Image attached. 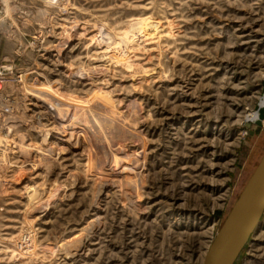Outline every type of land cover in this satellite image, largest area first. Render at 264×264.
Wrapping results in <instances>:
<instances>
[{
  "label": "rangeland",
  "instance_id": "rangeland-1",
  "mask_svg": "<svg viewBox=\"0 0 264 264\" xmlns=\"http://www.w3.org/2000/svg\"><path fill=\"white\" fill-rule=\"evenodd\" d=\"M75 21L115 42L87 52L74 39L60 64L55 46ZM36 69L72 97L91 83L114 92L119 114L138 105L122 120L132 130L124 146L144 165L138 186L126 172L96 204L97 158L83 144L53 174L20 169L21 153L0 150L10 163L0 167V264H202L264 155V126L246 120L264 96V0H0V119L10 107L24 119L14 132L37 161L42 139L27 124L51 125V115L28 106L18 83ZM138 187L141 196L129 194ZM49 190L53 205L34 223L31 209ZM96 216L101 226L83 230ZM21 237L36 243L32 252L13 245ZM234 264H264V215Z\"/></svg>",
  "mask_w": 264,
  "mask_h": 264
},
{
  "label": "bare ground",
  "instance_id": "bare-ground-1",
  "mask_svg": "<svg viewBox=\"0 0 264 264\" xmlns=\"http://www.w3.org/2000/svg\"><path fill=\"white\" fill-rule=\"evenodd\" d=\"M74 23L75 24L72 25L66 33L65 40L61 41L55 46L54 58L56 62L60 64H62L61 62L63 61L66 50L72 46L74 39H86L88 41V44L86 46L87 52H89V49L92 48L91 46H94L95 44L100 46H102V44H105V46H107L106 44L115 42L113 41L109 33L102 27L93 29L92 26L87 27L81 26V24H77L78 21H75ZM119 44L120 46H124V43L119 42ZM83 65H88L87 61H83ZM64 66L69 69L68 64H65ZM83 73H85V75L87 76L90 75V72L86 69V67ZM30 75H32L33 78L32 82H30L32 80ZM18 80L20 91L22 92L24 99L29 102L28 106H36V108H39L40 111H44L48 113V115L50 114L52 120L51 125L42 124L37 126L34 123L27 124V127L29 128L28 130L34 131L42 139V142L39 145L40 147L38 149V153L40 154V157L42 156L43 158H39V160L36 161L34 160L33 156V153L35 152V146L33 145V143L30 142L29 139H27L24 135L20 136L22 134H18L19 136H16V132H14L21 127L22 123H24V119L20 118V116H18L19 114L17 115L16 111L12 110V107H10V110L6 111L8 113L5 112V114L0 119V150L3 153L8 150H11L12 153H21L19 156V159H21V166L19 165L20 169L24 168L26 165H33L34 168L40 166L42 168H45L46 173L50 172L51 174H53V163H56V161L65 158L64 154L68 149L72 147H78L83 144L88 149V151L91 152L92 156H96L95 158H97L96 166L99 171L101 188L99 189L98 195L95 197L96 204L99 203L104 193L108 190L106 184L109 181L111 183L112 180H119L120 177L122 178V175H124V173L126 172L130 175L129 179L133 180L136 185L138 184L137 174L144 165L143 160L145 156L143 155V153H127L124 146V140L127 138L128 133L132 130H129V128L125 129L123 127L122 121L127 114L132 117V112L134 111V109L139 110L137 109L138 105L136 106V104L133 103V107L129 108L127 113L119 114L117 110L119 108V105H116L112 98L114 92H107V90L101 88L100 85H93V83H91L92 91L86 94L85 97L69 96L63 91V87L60 86L61 84L59 81H52L45 72L39 69H36L30 73L28 71L23 72L19 75ZM3 83L4 80L2 82L0 81V90L3 86ZM259 104L264 106V96L261 97ZM29 110L30 108L28 109V111ZM257 118L258 112L255 110L246 115V120L248 121L255 122ZM38 123L40 124V121ZM3 131H6V134H4ZM10 136H13V138L11 139ZM38 153H36L35 155H38ZM3 157L0 158V167H6L7 169V165L10 163H8L9 161L6 162L7 159ZM16 161L18 162V160ZM91 161L93 162V159H91ZM13 162L12 164L15 163ZM123 180L125 179L122 178V181ZM16 182H18V180H16ZM5 185L7 184L5 183ZM4 190H2L1 178L0 192H4ZM50 192V190L46 194H44L43 192H39V196L36 198L38 199L37 203L34 204L32 209L30 208L31 210H33L32 221L34 223L41 220V218H43L51 209L50 207L53 204L51 201H49ZM129 194L133 196H141V188L138 187L134 192ZM96 217V219L89 221L90 223L88 224L87 228L83 230L94 231L98 229L101 226V222L98 219V216ZM81 236L80 238H77L79 236L75 237V239H79L75 241V243L77 242L76 245L78 244L77 247H79L78 253L79 251L84 250V248L86 247L87 238L89 235H84L85 237ZM28 239V237H25L24 241H27ZM16 241L13 240V245L17 246V248L24 249L25 253L32 252L35 246H37L33 240L29 243L27 242L26 244L25 242H23L22 237L20 238L19 242ZM69 244L67 243V245ZM63 245L64 244H61V246ZM46 248L49 249L52 247L50 244H48L46 245ZM12 252L15 251L13 250ZM70 253L71 252H68L67 254ZM70 257L72 258V256Z\"/></svg>",
  "mask_w": 264,
  "mask_h": 264
},
{
  "label": "water",
  "instance_id": "water-1",
  "mask_svg": "<svg viewBox=\"0 0 264 264\" xmlns=\"http://www.w3.org/2000/svg\"><path fill=\"white\" fill-rule=\"evenodd\" d=\"M255 124L264 126V106L257 104ZM264 215V155L213 239L202 264H234L257 232Z\"/></svg>",
  "mask_w": 264,
  "mask_h": 264
}]
</instances>
